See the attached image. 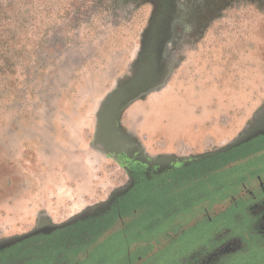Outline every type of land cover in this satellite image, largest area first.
Instances as JSON below:
<instances>
[{
  "label": "rangeland",
  "instance_id": "rangeland-1",
  "mask_svg": "<svg viewBox=\"0 0 264 264\" xmlns=\"http://www.w3.org/2000/svg\"><path fill=\"white\" fill-rule=\"evenodd\" d=\"M121 97L118 133L160 162L264 129V0H0V241L65 224L129 184L102 130ZM177 172L170 197L132 190L123 212L144 203L140 223L157 206L201 203L213 220L177 250L221 230L244 244L225 264H264L244 208L257 176L264 187V135ZM96 228L27 238L15 264H112L122 248Z\"/></svg>",
  "mask_w": 264,
  "mask_h": 264
},
{
  "label": "flooded vegetation",
  "instance_id": "flooded-vegetation-1",
  "mask_svg": "<svg viewBox=\"0 0 264 264\" xmlns=\"http://www.w3.org/2000/svg\"><path fill=\"white\" fill-rule=\"evenodd\" d=\"M126 145L135 154L138 153L142 163L137 161V157L127 159L123 154L118 156V160L126 168L131 179L124 188V192L113 198L110 197V201L101 206L102 208L98 209V206L73 222L92 229L97 227L98 232L102 229L107 235L106 238L122 248L112 264H225L231 259V253L242 249L244 244L240 236L225 235L221 230L214 231L211 238L202 237L205 242L187 249L188 253H184L186 246L180 250L176 249L175 245H178V249L182 246L179 241L183 238L178 242L176 239L185 237L188 229L200 222L203 225L204 222L213 220L207 212V207L201 203L194 207L184 203L183 210L175 204H172V207L157 206L140 223L136 222V218L145 212L144 203H140L139 209L130 208L123 212L125 207L130 206L134 200L135 194H130L132 190L140 194L152 191L158 196L157 202L161 201V195L170 197L169 191L163 186L169 185L176 171L180 172L184 167L182 165L169 168V165H175L178 162L168 163L166 160L160 162L159 158L143 157L127 143ZM256 178L259 180L258 192L248 190L246 195L248 202L244 208L251 212V219L245 228L256 235L257 241L263 240L261 244H264V187L260 176ZM178 209L180 211H177ZM193 218L195 221L192 223ZM84 229L86 231V228ZM202 233L203 229L200 227V234ZM219 233L222 234L218 237ZM30 249L31 243L28 239H24L0 249V256H16L17 253H23L20 255L22 256ZM15 260L16 258L8 259V262L4 264H15Z\"/></svg>",
  "mask_w": 264,
  "mask_h": 264
},
{
  "label": "water",
  "instance_id": "water-1",
  "mask_svg": "<svg viewBox=\"0 0 264 264\" xmlns=\"http://www.w3.org/2000/svg\"><path fill=\"white\" fill-rule=\"evenodd\" d=\"M123 97L116 99L113 102V108L110 112H106L103 116V121H102V130H103V135L105 137V139L107 140L112 152L114 153L115 157L118 158V156H120L121 154L124 155V157H126L127 159H132L134 157H139L138 153L135 154L125 143V141L123 140V138L120 136V134L118 133L117 130V125H116V121H117V117H118V113H119V109L121 108V105L123 103ZM259 135H264V129H257L255 130V132L248 134L246 136H244L242 139L237 140L235 142L230 143L229 145H227L224 148H221L215 152L212 153H208L204 156L201 157H197V158H193L190 160H187L185 162H178V164L175 165H169V168H175V167H179V166H186V165H190L198 160H202L206 157H210L213 156L215 154L221 153V152H226L234 147H237L243 143L249 142L250 140H252L253 138L259 136ZM142 159L138 158V162H141ZM124 189L115 192L111 198L115 197V195H119L121 193H123ZM110 199V198H109ZM110 201V200H109ZM109 201H107L104 205H106ZM102 205V206H104ZM102 208L101 206L98 207V209ZM79 218H82L81 216H77L73 219H71L69 222L65 223V224H61V225H51V224H40L35 230L22 234V235H18V236H13L10 237L8 239H4L2 241H0V249H2L3 247L9 246L14 242L17 241H21L33 236H36L38 234H49L51 232H53L54 230L63 228L67 225L72 224L73 222H75L76 220H78Z\"/></svg>",
  "mask_w": 264,
  "mask_h": 264
},
{
  "label": "trees",
  "instance_id": "trees-1",
  "mask_svg": "<svg viewBox=\"0 0 264 264\" xmlns=\"http://www.w3.org/2000/svg\"><path fill=\"white\" fill-rule=\"evenodd\" d=\"M21 254H23V253H17L16 256H0V264L7 263L8 262V259L9 260H12V259H15V258L18 259ZM240 259H241V257H240Z\"/></svg>",
  "mask_w": 264,
  "mask_h": 264
}]
</instances>
